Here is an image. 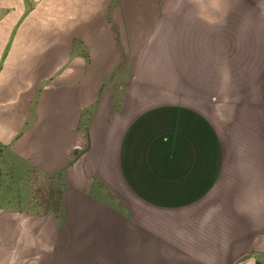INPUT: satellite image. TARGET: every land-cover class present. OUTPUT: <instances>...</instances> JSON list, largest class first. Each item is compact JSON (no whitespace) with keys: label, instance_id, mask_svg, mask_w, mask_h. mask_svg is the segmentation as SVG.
Returning a JSON list of instances; mask_svg holds the SVG:
<instances>
[{"label":"crops","instance_id":"crops-1","mask_svg":"<svg viewBox=\"0 0 264 264\" xmlns=\"http://www.w3.org/2000/svg\"><path fill=\"white\" fill-rule=\"evenodd\" d=\"M112 1L117 42H112L107 24ZM0 20V58L8 45L0 69V144L46 172L64 168L69 152L83 143L78 126L85 110L94 140L104 142L108 122L102 86L112 67L120 82L124 76L127 82L151 83L152 91L161 80L154 78L158 70L166 84L191 83L230 101L246 98L249 105L264 108V0H0ZM143 68L146 74L151 68L150 75H143ZM128 96L136 97L134 92L123 97ZM33 99L40 100L34 108ZM123 109L114 127L119 132L116 167L137 194L157 208L184 207L183 202H170L169 183L162 181L164 173L156 176V157L149 153L160 140L171 145L176 121L184 125L178 145L193 147L186 155L199 163L195 193L213 188L220 140L203 108L168 104L141 111L131 107L129 113ZM23 115L37 118L27 127ZM248 145L251 149L233 179L245 193L258 196L259 206L264 139ZM146 162L150 168L143 167ZM182 193L187 194L186 184ZM6 203L0 210L9 209ZM18 226L40 227L39 234L11 235ZM74 227L61 235L67 245L62 251L53 220L0 218V264H154L149 251L93 250L96 235L82 239ZM76 245L85 250H74Z\"/></svg>","mask_w":264,"mask_h":264},{"label":"rangeland","instance_id":"rangeland-1","mask_svg":"<svg viewBox=\"0 0 264 264\" xmlns=\"http://www.w3.org/2000/svg\"><path fill=\"white\" fill-rule=\"evenodd\" d=\"M107 13L112 42H117L120 37L113 17V1L108 3ZM13 36L14 31L8 43ZM147 70L148 74L143 68V75H150L151 68ZM153 74L155 77H151L161 79L153 83L154 91L151 83L127 82L124 76L120 82L115 68L110 69L102 86L107 95L108 122L104 142L97 144L94 140L85 110L78 126L83 143L69 152L64 168L58 171L46 172L27 162L18 150L8 151V147L0 144V192L5 189V194H0V208L4 202L9 208L0 210V218L17 222L36 218L53 220L62 251L67 245L61 243V235L75 224L76 235L82 239L90 234L99 239L93 250L149 251L154 264H243L247 260L264 264V196H259L258 206V196L245 193L242 185L233 179L243 166L242 157L251 149L249 142L264 139V108L249 105L246 98L230 101L226 95L201 90L191 83L166 84L158 70ZM126 92H134L136 97H123ZM37 100H31L33 108L39 105ZM168 104L203 108L220 140L219 176L213 188L204 189L202 194L194 190L199 163L195 157L186 155L188 149L194 148L178 145L179 137L184 136L183 122L176 121L173 126L171 145L164 142L163 146L160 140L161 144L149 152L156 157L152 170L158 171V175H154L164 173L162 181L169 183L166 190L171 191L170 202L185 203L184 207L171 210L150 204L154 202L137 194L129 180L121 178L116 167L119 132L114 128L121 107L129 113L131 107L141 111ZM96 106L97 101L91 110ZM121 116L126 117L125 113ZM36 118L23 115L21 121L28 127ZM18 135L17 132L16 139ZM150 164L146 162L143 167L150 168ZM184 182L187 194L182 193ZM39 228L12 227L11 235L35 231L39 234ZM73 249L85 250L77 245Z\"/></svg>","mask_w":264,"mask_h":264}]
</instances>
